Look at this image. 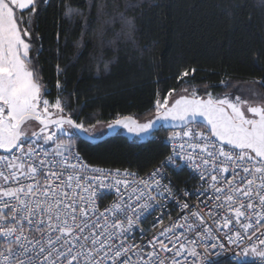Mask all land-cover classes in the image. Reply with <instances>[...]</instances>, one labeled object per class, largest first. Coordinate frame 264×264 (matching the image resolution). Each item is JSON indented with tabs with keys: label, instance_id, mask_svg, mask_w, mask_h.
<instances>
[{
	"label": "snow or ice",
	"instance_id": "obj_1",
	"mask_svg": "<svg viewBox=\"0 0 264 264\" xmlns=\"http://www.w3.org/2000/svg\"><path fill=\"white\" fill-rule=\"evenodd\" d=\"M47 2L0 0V150L11 154L0 155V182H6L0 183V264H213L208 259L210 250L218 255L225 249V241L246 257L251 252L264 264V99L214 97L210 92L204 99L193 90L190 97L181 96L169 106L173 89L163 101L156 100L155 120L139 123L125 116L112 122L110 128L121 126L136 135L149 133L157 121L178 122L181 130L173 131L168 139L179 140V150L174 148L164 164L180 167L178 160L186 161L199 170L200 180L208 183L210 179L212 192L201 203L214 202L205 215L199 204L190 208L188 202L180 203L171 187L161 185L163 177L156 178L157 169L149 180L140 181L146 191L133 187L126 198L100 211L96 194L109 187V179L111 188L120 193L121 185L128 191L130 181L119 177L135 174L119 169L115 176L100 168L86 171L88 165L62 139L64 125L84 132L88 129L63 115L59 97L53 102L44 98L47 92L42 95L38 74L31 67L32 34L28 29ZM88 6H92L91 0ZM24 15L30 19L21 28ZM64 17L70 22L83 21L87 29L88 16L81 8L65 3ZM121 18L128 25V38L134 39L133 21L123 14ZM80 46L82 42H77ZM104 67L107 70L108 65ZM60 71L57 65L58 74ZM188 75L184 71L178 79ZM32 121L41 127L29 134ZM52 125L54 132L49 131ZM49 143L55 147H44ZM154 187H163L182 210L189 211L180 217L184 223L173 222L141 247L128 241L141 217L155 215L163 207L151 194ZM201 195L196 193V198ZM149 202L156 208L150 211ZM190 217L194 219L189 221ZM156 223L162 225L163 220L157 218ZM161 237H167V242ZM117 239L118 244L114 243Z\"/></svg>",
	"mask_w": 264,
	"mask_h": 264
},
{
	"label": "trees",
	"instance_id": "obj_2",
	"mask_svg": "<svg viewBox=\"0 0 264 264\" xmlns=\"http://www.w3.org/2000/svg\"><path fill=\"white\" fill-rule=\"evenodd\" d=\"M65 3L85 12L87 29L83 21L64 17ZM91 5L48 0L28 29L31 67L42 95L46 90L50 102L59 97L63 115L87 129L125 116L148 121L155 117L156 100L163 101L173 89L171 97L193 90L199 97L209 92L222 97L254 85L264 99V0H91ZM121 14L136 26L134 39L128 38ZM29 19L24 15L20 27ZM184 71L189 75L178 79ZM170 132L160 128L155 133ZM68 140L90 165L137 174L147 173L169 153L162 142L139 144L121 132L97 145L77 134ZM186 178V173L176 176L180 184Z\"/></svg>",
	"mask_w": 264,
	"mask_h": 264
},
{
	"label": "built area",
	"instance_id": "obj_3",
	"mask_svg": "<svg viewBox=\"0 0 264 264\" xmlns=\"http://www.w3.org/2000/svg\"><path fill=\"white\" fill-rule=\"evenodd\" d=\"M181 130H173L176 132H179ZM171 131L167 135H161L159 133H154L151 136L147 138L148 141H154V142H162L169 148V155H173V149L179 150V143L180 141H169V136L173 132ZM47 148H52L55 146H46ZM72 153H79L74 147H70ZM187 150V149H186ZM18 154V153H17ZM0 155L3 156H10L11 154H3L0 153ZM80 158L82 159L83 163L88 165V169L86 171L90 170L91 168H100L105 171H111L113 176H115L117 169L112 168H106V167H98L90 165L80 154ZM166 158H164L161 162H159L156 166H154L150 171H148L145 174H137L131 175L129 177H124L121 175L120 179H128L130 181L129 189L128 191H125L123 186L121 185V192L117 193L114 188H111V179H109V187L108 188H102L97 192V200L96 203L100 208V211H104L105 208L111 207L113 203L119 202V200L124 197L126 198L128 195L131 194V189L133 187H136L140 190H145L144 185L140 183L141 180L147 181L151 177L152 173L155 172L157 169H160V174L157 179L160 177H163L161 179V185H167L172 188L173 192L177 197H179L180 203L188 202L190 204V208H195L197 204L200 205L201 215H205L206 212L209 210V206L213 204V200H208L207 205L201 203L202 200L207 199L208 195H211V189L209 187L211 181L209 179L208 183H205V181H202L199 179V170L194 169L191 165H189L186 161H180L178 160V163L181 165L180 167H174V166H166L164 162L166 161ZM196 163H199V160L196 161ZM121 173L124 172V170H120ZM130 172V171H129ZM133 173V172H130ZM182 173L187 174V178L184 180L183 183H178L176 180V176ZM207 175V174H206ZM31 182V181H28ZM0 183H6V182H0ZM146 191V190H145ZM187 191L190 193L188 196H184L183 193ZM202 193L200 196V199L198 200L196 198V193ZM152 195H155L160 200L161 205L163 207L160 211H157L155 215H146L145 217H141V223L139 224L138 228L133 229L132 233V240L128 241L129 243L140 245L141 247H144L148 245V242L153 239V237L159 235V233L169 227L173 222H176L180 220V217L187 215L189 210H182L179 204L175 199H172L169 196V193L165 192L163 187L160 188H153L152 189ZM134 199V197H133ZM151 203V210L156 208V204L153 202ZM157 218H160L163 220V224H157ZM206 220L207 217L205 216ZM111 220V217H109ZM192 217L189 218V221H191ZM181 223H184V221L180 220ZM210 223V221H208ZM177 231H184V229H177ZM171 235V234H169ZM259 235V233H257ZM161 239H164L165 242H167V237H161ZM255 237H253V240ZM120 241L117 239L114 241V243L118 244ZM242 243L251 245L252 241H243ZM147 250V249H146ZM201 253H203V249H198ZM216 250H210V253L208 255V259L213 262V264H218L225 261H232L238 264H244V263H251V264H260L259 260L255 258L254 254L251 252L248 253V256L246 257L244 255V252L236 248L234 245H227L225 241V249L220 250L218 255H212L211 252H215ZM163 255V253H162ZM168 255H171L170 253ZM193 258L188 257V260L191 261Z\"/></svg>",
	"mask_w": 264,
	"mask_h": 264
},
{
	"label": "rangeland",
	"instance_id": "obj_4",
	"mask_svg": "<svg viewBox=\"0 0 264 264\" xmlns=\"http://www.w3.org/2000/svg\"><path fill=\"white\" fill-rule=\"evenodd\" d=\"M250 89L252 91H249ZM253 92L260 93V91L254 85H244V86L237 87L236 89H234L233 93L228 94V95L231 96V97H234L236 95H240L242 99L246 98V99H249V100H261L262 99V95L261 96H254ZM181 96H189L190 97L191 93L180 92L175 97H170L169 98V106H171L174 103V101L176 99L180 98ZM214 97H216V96H214ZM203 98L207 99V97H203ZM50 111L55 112V109H50ZM53 118L55 119L56 117L54 116ZM31 124H32V128L29 129V134H31L32 131H39L40 125L38 123H36L35 121H32ZM109 125L110 124H99V125H96L94 127L89 128L87 133H89L90 135H92L94 137H101V136H103V135H105L107 133ZM64 129H66V131H65V133L63 135V137H65V138H63V137L62 138H63L64 142L69 145V147H72V145L70 143V140H68V139H69V137L71 135H75L76 133H75L74 129L69 127L68 125H64ZM49 131L50 132H54L55 131V127L50 128ZM120 132L122 134L125 133L124 131H120ZM126 133L133 135L132 133H130L128 131ZM56 135L59 136L60 133L56 132ZM53 146H55V145L53 144Z\"/></svg>",
	"mask_w": 264,
	"mask_h": 264
},
{
	"label": "water",
	"instance_id": "obj_5",
	"mask_svg": "<svg viewBox=\"0 0 264 264\" xmlns=\"http://www.w3.org/2000/svg\"><path fill=\"white\" fill-rule=\"evenodd\" d=\"M156 117H154L153 119L151 120H155ZM150 121V120H148ZM148 121H145V122H141V123H147ZM36 123H38L37 121H35ZM140 123V122H139ZM39 124V123H38ZM41 127V125H40ZM55 127V125H52L50 128H53ZM160 128H164V129H167L169 131H173V130H177V129H180L181 126L179 125L178 122H174V121H157L156 125L154 126V129L151 130L149 133H144V134H140V135H136L134 133H132L133 135L131 134H128L126 133L127 132V129L121 127V126H115L113 128H108V131L105 135L101 136V137H94L92 135H90L89 133L87 132H84V131H80L78 129H74L75 133L77 134V136H79L81 139H83L84 141L92 144V145H97L117 134H119L120 131H124V135L127 136L128 138L132 139V138H137L138 139V143L139 144H143V143H146L148 142L147 138L154 134L158 129ZM15 151V150H14ZM0 153H3V154H9V153H5L3 152L2 150H0Z\"/></svg>",
	"mask_w": 264,
	"mask_h": 264
}]
</instances>
